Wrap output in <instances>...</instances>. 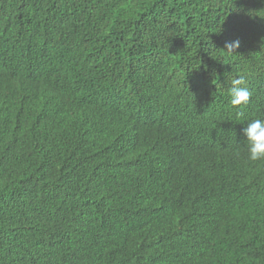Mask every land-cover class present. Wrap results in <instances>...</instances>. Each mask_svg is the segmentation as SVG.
Returning a JSON list of instances; mask_svg holds the SVG:
<instances>
[{"label":"trees","instance_id":"16d2710c","mask_svg":"<svg viewBox=\"0 0 264 264\" xmlns=\"http://www.w3.org/2000/svg\"><path fill=\"white\" fill-rule=\"evenodd\" d=\"M258 118L264 0H0V264H264Z\"/></svg>","mask_w":264,"mask_h":264},{"label":"clouds","instance_id":"9594fccd","mask_svg":"<svg viewBox=\"0 0 264 264\" xmlns=\"http://www.w3.org/2000/svg\"><path fill=\"white\" fill-rule=\"evenodd\" d=\"M239 44V39L226 41L223 48L225 54L233 53L234 50L239 47ZM230 85L228 89L229 103L233 107L247 105L252 92L245 86L244 77L239 76L232 78L230 80ZM100 101L98 106L104 112L110 110L112 107L114 110L118 108L113 94H105ZM131 108V105L127 106L124 117L130 114ZM238 115L242 116L243 113H238ZM242 133L246 141L245 148L248 159L251 161L264 160V118L253 119L247 122L246 126L242 128Z\"/></svg>","mask_w":264,"mask_h":264},{"label":"bare ground","instance_id":"6f19581e","mask_svg":"<svg viewBox=\"0 0 264 264\" xmlns=\"http://www.w3.org/2000/svg\"><path fill=\"white\" fill-rule=\"evenodd\" d=\"M163 103V102H162ZM168 103V102H167ZM200 133V132H199ZM173 177V176H172Z\"/></svg>","mask_w":264,"mask_h":264}]
</instances>
